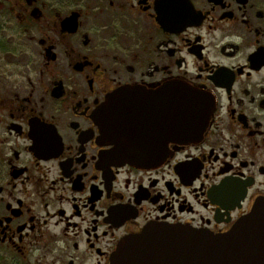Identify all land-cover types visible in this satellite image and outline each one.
<instances>
[{
    "label": "flooded vegetation",
    "instance_id": "obj_1",
    "mask_svg": "<svg viewBox=\"0 0 264 264\" xmlns=\"http://www.w3.org/2000/svg\"><path fill=\"white\" fill-rule=\"evenodd\" d=\"M171 86L206 96L200 133L152 104ZM127 88L147 96L124 120L152 166L104 136ZM261 204L264 0H0V264H111L151 226L225 235Z\"/></svg>",
    "mask_w": 264,
    "mask_h": 264
},
{
    "label": "water",
    "instance_id": "obj_2",
    "mask_svg": "<svg viewBox=\"0 0 264 264\" xmlns=\"http://www.w3.org/2000/svg\"><path fill=\"white\" fill-rule=\"evenodd\" d=\"M171 88H164L158 99L151 100L152 104L168 106L169 127L173 123V127L181 125L178 128L186 129L175 131L187 135L191 127L194 135L200 133L202 127L206 128L210 117L209 103L204 104L206 96L186 87L176 95L173 92L176 87ZM145 99L147 96L142 90L123 89L112 95L98 113L104 129L108 128L105 138L109 136L114 141L117 138V141L122 140L123 148L120 146L116 149L118 158L137 167L152 166L161 159L159 151L132 148L130 124L124 120L131 118L134 112L142 111L143 114ZM198 108L202 109V115L192 120ZM153 110L152 107L149 113ZM151 118L155 119L154 113ZM171 135L169 130V141ZM136 143L141 144L142 141L137 139ZM254 240L264 241V204L257 206L248 218L225 235L218 236L182 226H151L141 235L128 238L113 256L111 264H135L151 259L157 261L155 264H264V243H243Z\"/></svg>",
    "mask_w": 264,
    "mask_h": 264
}]
</instances>
